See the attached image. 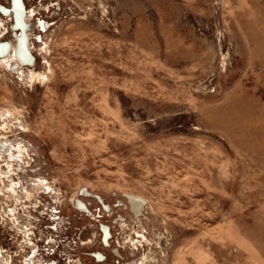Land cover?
Listing matches in <instances>:
<instances>
[{"label": "rangeland", "instance_id": "obj_1", "mask_svg": "<svg viewBox=\"0 0 264 264\" xmlns=\"http://www.w3.org/2000/svg\"><path fill=\"white\" fill-rule=\"evenodd\" d=\"M25 2L36 61L0 60V264L23 244L8 206L74 228L95 194L132 264H264V0Z\"/></svg>", "mask_w": 264, "mask_h": 264}, {"label": "flooded vegetation", "instance_id": "obj_2", "mask_svg": "<svg viewBox=\"0 0 264 264\" xmlns=\"http://www.w3.org/2000/svg\"><path fill=\"white\" fill-rule=\"evenodd\" d=\"M12 4L13 0H9L8 5L0 3V14L12 20L11 23L6 20L7 25L3 23L0 37L12 33L15 39L13 42L9 38L2 36L3 38H0V45L2 46H8L10 43L17 45L20 36L23 34L21 31L22 27L15 24V16L7 14L3 9V7L11 8ZM34 57L35 63L36 56L34 55ZM3 171L5 172V170ZM21 171L24 172L25 170L22 169ZM35 180L43 182L40 179ZM16 183L20 192L19 196L23 198L24 188H21L20 181ZM88 194L91 195L89 192ZM95 196L100 204L98 207L93 206L92 201H84L77 198L73 201V204L77 209L83 211L85 215L95 219L97 223L94 225H74V228L72 223L69 222L71 224V227H69L59 220L64 218L62 210L54 205L47 206V211L43 212L44 219L39 217L40 221H36V224L32 225L33 227H28L27 223L22 221L21 215L18 213L19 210L8 206V219L16 223L15 228L11 227L10 224L8 226L10 225L16 235L20 236L19 242L23 238V244L19 245L18 251L16 248L13 250L12 245H8L5 264L13 263L12 261L15 257H13L12 253H14V256H18L20 264H132V261L137 257L136 250L138 247L127 246L123 243L126 239V232L122 234L118 226L124 220L126 221L127 218L123 217L122 213L114 211V207L122 205L121 202L113 203L114 206H112L111 203H106L101 195L95 194ZM32 197L35 202L38 201L37 196ZM79 202H82L83 205L80 206ZM41 203L38 205L39 213H41L40 210L45 208V204ZM10 209H13L14 213L10 212ZM131 212L133 216H136L132 209ZM63 224L66 228L63 227ZM91 225L93 226L92 228H90ZM135 239L138 241V238ZM133 264H138L137 260Z\"/></svg>", "mask_w": 264, "mask_h": 264}, {"label": "bare ground", "instance_id": "obj_3", "mask_svg": "<svg viewBox=\"0 0 264 264\" xmlns=\"http://www.w3.org/2000/svg\"><path fill=\"white\" fill-rule=\"evenodd\" d=\"M25 4V7L23 6ZM11 16H15L16 25L24 27L22 28V36H20L18 44H9L8 46L0 45V60L1 62H7V65L11 67L13 71H21L23 72L24 69L27 67L28 64H34L32 54V43H31V36L28 33V28L30 27V10L24 0H13L12 7L9 8L6 12ZM47 22L42 21L43 26H47ZM26 36V40L23 38ZM0 149L2 151H9L11 148L8 143L5 141L0 140ZM3 172L2 167L0 166V173ZM44 184V183H42ZM46 184V183H45ZM6 188L10 191L11 195L15 198H20V192L18 190L17 183L12 179L9 183H7ZM130 201V206L132 211L139 215L140 212L143 210L145 201L140 197H132V194L128 196ZM79 205L82 206V202H79ZM10 212L14 213L13 209L9 210ZM145 237V234H144Z\"/></svg>", "mask_w": 264, "mask_h": 264}, {"label": "water", "instance_id": "obj_4", "mask_svg": "<svg viewBox=\"0 0 264 264\" xmlns=\"http://www.w3.org/2000/svg\"><path fill=\"white\" fill-rule=\"evenodd\" d=\"M23 6H24V4H23ZM3 9H4L6 12H7V10H8V8H4V7H3ZM22 28H24V27H22ZM23 38L26 40V36H24ZM31 56H32V58H33V62H34V58H35L34 55L32 54ZM132 197H137V196L132 195ZM143 202H144V200H143Z\"/></svg>", "mask_w": 264, "mask_h": 264}]
</instances>
